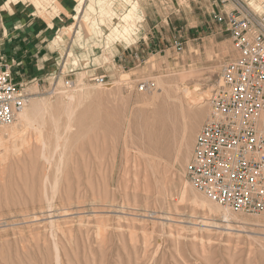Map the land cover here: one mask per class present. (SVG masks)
I'll list each match as a JSON object with an SVG mask.
<instances>
[{
  "label": "rangeland",
  "instance_id": "rangeland-1",
  "mask_svg": "<svg viewBox=\"0 0 264 264\" xmlns=\"http://www.w3.org/2000/svg\"><path fill=\"white\" fill-rule=\"evenodd\" d=\"M45 1L35 15L49 23V10L58 0ZM70 1L76 4L81 0ZM238 1L264 17V0ZM142 3V18L134 20L133 33L123 39L110 37L119 18L109 21L101 11L111 4L120 17L128 6L124 0L95 2L88 22L78 16L74 20L75 11L67 13L70 23L59 28L48 46L59 44L49 49L58 53L56 69L37 84L25 86L18 78L23 90H30L28 98L46 100L54 109L60 102L64 104L69 94L89 95L76 108L66 146L60 150L63 155L52 154L54 125L45 117L42 139L32 135L20 140L24 141L20 151L8 153L0 163V264H57V258L59 264H264V225L255 224L258 219L264 222L263 215L231 212L237 220L227 224L221 215H209L191 203L187 187L189 193L185 198L182 195L184 184H190L187 168L195 138L209 115L213 88L223 66L236 56L229 34L215 22V16L223 9H233L234 3ZM45 61L51 62L48 58ZM183 72L188 75L180 83L178 73ZM101 75L106 76L102 84L88 81ZM158 78L170 86L180 84L189 92L175 95L172 91L169 96L154 87ZM68 79L74 80L75 87L65 92L62 86ZM141 82L148 83L150 90L140 92ZM197 97H205L207 104L201 105ZM60 118L61 131L66 119ZM41 153L47 158L52 155L59 163L48 165ZM125 153H130L131 159ZM142 153L151 166L147 167ZM125 155L131 161L123 158ZM126 164L130 172L125 170ZM163 164L170 171L164 170L165 177ZM136 168L140 170L137 174ZM125 171L131 174L129 178ZM144 171L150 177L147 185L154 189L148 185L143 190L147 182L143 177H148ZM123 176L130 180H126L129 185ZM134 178L139 179V186Z\"/></svg>",
  "mask_w": 264,
  "mask_h": 264
},
{
  "label": "built area",
  "instance_id": "built-area-1",
  "mask_svg": "<svg viewBox=\"0 0 264 264\" xmlns=\"http://www.w3.org/2000/svg\"><path fill=\"white\" fill-rule=\"evenodd\" d=\"M215 22L229 34L235 58L225 64L210 98L209 115L197 134L187 180L209 201L241 215L264 216V17L238 0ZM227 0H221L226 3ZM105 75L88 81L102 84ZM74 80L63 82L70 92ZM138 90H150L148 83ZM28 101L22 84L0 64V128L10 125Z\"/></svg>",
  "mask_w": 264,
  "mask_h": 264
},
{
  "label": "bare ground",
  "instance_id": "bare-ground-1",
  "mask_svg": "<svg viewBox=\"0 0 264 264\" xmlns=\"http://www.w3.org/2000/svg\"><path fill=\"white\" fill-rule=\"evenodd\" d=\"M25 1H26V3H25ZM45 0H9L8 1V4L10 5V6H14L15 8L16 7H18V5L21 3V2H24L27 6L26 7H24L23 9H24V11H25V13H22V14H26V12H29L30 14L32 13V9H35V10H38V11H40L41 9H42V3L44 2ZM50 1V0H49ZM56 1V0H55ZM69 4H73L70 0H66ZM100 0H89V1H87V2H84L83 0H81L80 2H77L76 4H75V9H74V11L76 12V15H75V17H74V20L75 19H77V16L78 17H82L83 18V20L84 21H87L88 22V20H89V15H90V13H91V11L92 10H94L93 8H94V3L96 2L97 3V5H98V2H99ZM125 2H126V5H128L127 6V10H125V12L119 17L118 15H117V12L113 9V5H111V4H106L105 5V7L102 9V11H101V15L102 16H105V17H107L108 18V20L109 21H112V20H116V18H119V23H117V24H115L114 26H113V28H112V30H111V32H110V37L112 38V37H120V38H125L126 36H128V34L130 33V32H132L133 31V27H134V20L135 19H141L142 18V15H143V12H144V6H143V3H142V0H124ZM46 2V1H45ZM55 3V2H54ZM250 4V3H249ZM248 4V5H249ZM48 5V4H47ZM46 5V6H47ZM58 5H60V1L58 0V4H56V6L52 9H48L49 11H52V13H50L49 14V16H50V18H51V20H52V22H49L48 23V25H49V27L50 28H53V22H57V23H65L66 21H67V17H68V15H67V13H70L68 10L67 11H62L63 9H61L60 8V6L58 7ZM263 6V5H262ZM9 7V6H8ZM43 9H45V8H43ZM69 9V8H68ZM253 10V9H252ZM258 11V10H257ZM83 12H84V15L82 16V14H83ZM93 12H95V11H93ZM34 14V13H33ZM40 14V13H39ZM95 14V13H94ZM42 15V14H41ZM40 15V16H41ZM100 15V16H101ZM91 18V17H90ZM100 18V17H99ZM95 19V18H94ZM82 20V21H83ZM90 21V20H89ZM117 21V20H116ZM139 21V20H138ZM77 22H79V20L77 21ZM137 22V21H136ZM47 23V22H46ZM92 24V23H91ZM97 24V23H96ZM140 27V26H139ZM72 29V28H71ZM75 29V28H74ZM69 30V29H68ZM67 30V31H68ZM102 30V29H101ZM78 31V30H77ZM75 32V31H74ZM133 33V32H132ZM80 33H79V31L77 32V35H79ZM139 34V33H138ZM67 35V34H66ZM105 35V34H104ZM76 38V37H75ZM56 39L60 42V39H61V37L60 36H57L56 37ZM79 40V37L77 36V41ZM126 40V39H125ZM118 41H120V40H118ZM127 41V40H126ZM109 42V41H108ZM118 43V42H117ZM59 44H55L54 45V42L50 45V48L51 47H53V46H58ZM93 45V44H92ZM91 45V46H92ZM90 46V47H91ZM50 48H48V49H50ZM107 49V48H106ZM69 56V55H68ZM108 56V55H107ZM110 56V55H109ZM69 61V60H68ZM74 64V63H73ZM151 65H153V64H151ZM8 67V66H7ZM8 70L10 71V68H8ZM186 73H188V72H186ZM186 73H178V75L180 76V78H179V81H180V83H183L184 81H183V78L186 76V75H188V74H186ZM175 75V74H174ZM177 75V74H176ZM170 76V75H169ZM168 76V77H169ZM179 76H177V77H179ZM160 78V77H159ZM156 79V81L153 83L154 84V87L155 88H157L158 90H160V91H162L163 93H165V94H169L170 92H174V94L176 93L177 95H178V93L179 92H189L188 91V89L187 88H185V89H181V87H180V84H173V86H170L169 84H168V82H166V81H164V80H161V79ZM169 80V79H168ZM177 82V81H176ZM187 87V86H186ZM78 88V87H77ZM81 88V87H80ZM85 88V87H84ZM190 88V87H189ZM83 89V88H82ZM81 89V90H82ZM87 89V88H86ZM154 89V88H153ZM192 89V88H191ZM79 90V89H78ZM156 90V89H155ZM193 90V89H192ZM32 91V90H31ZM73 91V90H72ZM77 91V90H76ZM157 91V90H156ZM81 92V91H80ZM154 92V91H153ZM178 92V93H177ZM184 92V93H185ZM186 92V93H187ZM193 92H194V90H193ZM24 93L27 95V97H30L29 96V93H30V90H24ZM58 93V92H57ZM63 93V92H62ZM72 93V92H71ZM191 93V92H190ZM189 93V94H190ZM195 94H197L196 92H194ZM31 94V93H30ZM64 94V93H63ZM159 94V93H158ZM175 94V95H176ZM199 94V93H198ZM88 95L89 94H86V93H77V96H74V94L72 93V95L71 94H69V95H67L66 96V102L64 103V104H62L61 102V106H60V103L58 104V105H56V107L55 108H57V106H58V108L57 109H54V107H53V105H52V103H50V102H48V101H44V100H35V99H32V98H28V101H27V103H26V105L24 106V108L21 110V112L20 113H18V115L16 116V119H15V121L14 122H12L10 125H7V126H3V127H1L0 128V163L1 162H3L4 160H5V158H6V156L8 155V153H10V152H19L20 151V147L23 145V143H24V139H26V138H28L29 136H32V135H34L35 137H37L39 140L40 139H42V132H43V128H44V123H45V121L43 120L45 117H49V119L51 120V121H48L47 119V121L50 123V122H52L53 124L52 125H54L53 127H54V135H53V138H54V141H55V144H54V146H53V149H54V151H53V153L52 154H55V153H57L58 155H60V154H62V152H60V150H61V148H63V147H65L66 146V134L69 132V130H70V125H71V123L73 122V120H74V114H75V111H76V108H77V106L78 105H80L81 103H82V101H84L87 97H88ZM151 95H152V93H151ZM154 95H155V93H154ZM175 95H172V97L173 96H175ZM186 95V94H185ZM191 95V94H190ZM203 95H205V97H206V94H203ZM153 96V95H152ZM156 96H158V98H159V96H160V94L159 95H157L156 94ZM169 96H170V94H169ZM168 96V97H169ZM187 96V95H186ZM195 96V95H194ZM196 96H198V95H196ZM58 97V96H57ZM62 97V96H61ZM75 97H76V100H75ZM148 97V96H147ZM166 97H167V95H166ZM200 98V97H197V98H200V103H201V105H206L207 103H204V101H205V99L206 98ZM60 98V97H59ZM158 98H156V99H158ZM174 98V97H173ZM172 98V99H173ZM176 98V97H175ZM174 98V99H175ZM185 98V97H184ZM188 98V102H190L191 101V99L189 100V97H187ZM191 98V97H190ZM61 99V98H60ZM162 99V98H161ZM163 99H164V97H163ZM162 99V100H163ZM181 99V98H180ZM179 99V100H180ZM193 99H195V98H192V100ZM49 100V99H48ZM63 100V98L60 100V101H62ZM147 100V99H146ZM169 100H170V98H169ZM169 100H168V104H169ZM178 100V99H177ZM56 101H58V100H56ZM153 101V100H152ZM157 101V100H156ZM164 101H166V99H164ZM196 102H197V100H195ZM194 101V102H195ZM55 102V101H54ZM159 102V101H158ZM167 102V101H166ZM175 102H176V100H175ZM174 102V103H175ZM180 102V101H179ZM179 102H178V104H179ZM57 103V102H56ZM181 103V102H180ZM191 103H193V101L191 102ZM204 103V104H203ZM146 104V103H145ZM144 104V105H145ZM137 105V104H136ZM139 105V104H138ZM153 105H154V103H153ZM152 105V106H153ZM166 105H167V103H166ZM181 105H182V103H181ZM191 105V104H190ZM198 105V104H197ZM147 106V105H146ZM149 106V105H148ZM175 106V105H174ZM180 106V105H179ZM183 106V105H182ZM154 107V106H153ZM188 107V106H187ZM193 107V106H192ZM201 107V106H200ZM155 108H156V106H155ZM169 108V107H168ZM175 108H177V106L175 107ZM184 108V107H183ZM182 108V111L183 110H186V109H183ZM190 108V107H189ZM188 108V109H189ZM195 108V107H194ZM199 108V107H198ZM154 109V108H153ZM181 109V108H180ZM55 110H57L56 112H54ZM168 110V109H167ZM169 111V110H168ZM182 111H180V112H182ZM169 112H171V111H169ZM176 112V111H175ZM174 112V113H175ZM187 112V111H186ZM188 112H191L190 110L188 111ZM168 113V112H167ZM173 113V112H172ZM162 114V113H161ZM183 114V113H182ZM182 114H181V116H182ZM169 115V114H168ZM186 114H183V116H185ZM61 116H64V118L66 119V121H65V123H64V125L62 126V130L60 131L59 129L61 128V127H59V123H60V117ZM193 116V115H192ZM175 117V116H174ZM186 117V116H185ZM188 117V116H187ZM195 117H193V119H194ZM172 119V118H171ZM171 119H169V120H171ZM178 119V118H177ZM176 119H174V121H175ZM184 121H186L187 119H183ZM189 120H191V118L189 119ZM196 120V119H195ZM195 120H192V121H195ZM173 122V121H172ZM201 122V121H200ZM63 123V122H62ZM175 123V122H174ZM173 123V124H174ZM260 123H262L261 125H260V129L264 132V127H262L263 126V124H264V114L261 116V118H260ZM176 124V123H175ZM195 124V123H194ZM50 125H51V123H50ZM172 125V124H171ZM197 125V124H196ZM173 126V125H172ZM175 127V126H174ZM189 128V127H188ZM186 130H187V128H185ZM191 130V129H190ZM60 131V132H59ZM51 132V131H50ZM192 132V131H191ZM187 133V132H186ZM188 135H189V133H188ZM196 135V134H195ZM191 136H192V134H191ZM186 137V136H185ZM191 138V137H190ZM20 140H24V141H22L21 143H20ZM182 140H184V139H182ZM187 140H188V138H187ZM192 140V139H191ZM193 141V140H192ZM185 145V144H184ZM150 146V145H149ZM128 147V146H127ZM141 147V146H140ZM179 147H180V145H179ZM126 148V147H125ZM186 148V147H185ZM189 148V147H188ZM130 149V148H129ZM137 149V148H136ZM63 150V149H62ZM127 150V149H126ZM140 152V150L138 149L137 150V152ZM180 151V150H179ZM187 151H189L188 149H187ZM186 151V152H187ZM59 152H60V154H59ZM123 152H125V150L123 151ZM127 152V151H126ZM134 152V151H133ZM142 152V151H141ZM140 152V153H141ZM144 152V151H143ZM188 154H189V152H187ZM128 157H129V154L130 153H125ZM134 154V153H133ZM143 154V153H142ZM141 154V155H142ZM148 153H146V155H147ZM41 155V157L43 158V159H45L46 160V162L48 163V165L49 164H51V163H54V161H56V160H54V158H53V156L51 155V157H49V158H47L43 153H41L40 154ZM63 155V154H62ZM61 155V156H62ZM126 155L123 157V158H125L126 157ZM139 156H140V154H138ZM190 155V154H189ZM135 156V155H134ZM128 157H126L127 159H128ZM138 156H136V159H138L137 158ZM141 157V156H140ZM147 156H145V158H144V154H143V156L141 157V158H144V161H145V163L147 164L148 163V166L147 167H149V166H151V165H149V160L146 158ZM189 156L187 155V158H188ZM130 158V157H129ZM134 158V157H133ZM150 158V157H149ZM58 159V158H57ZM131 159V158H130ZM147 161H146V160ZM150 159H152V158H150ZM155 159H157L156 158V156H155ZM154 159V160H155ZM175 159H176V157H175ZM179 159V158H178ZM178 159H176V160H178ZM185 158H183V160H184ZM60 160H61V157H60ZM188 159H186V161H187ZM125 161V160H124ZM128 161H131V160H129L128 159ZM138 161V160H137ZM163 161V159L161 160V162ZM127 162V161H126ZM135 160H134V165H135ZM139 162V161H138ZM137 162V163H138ZM158 162H159V160H158ZM157 162V163H158ZM161 162H159V164L161 163ZM176 162V161H175ZM178 162V161H177ZM56 163L58 164L59 163V161L57 160L56 161ZM55 163V164H56ZM129 164H130V162H128ZM145 163H144V166H145ZM152 163L154 164V162H153V160H152ZM151 163V164H152ZM61 164H63V163H61ZM60 164V165H61ZM152 164V166H154ZM53 165V164H52ZM51 165V166H52ZM125 165V164H124ZM161 165V164H160ZM164 165V164H163ZM58 166V165H57ZM62 166V165H61ZM139 166H141L140 164H139ZM139 166L137 167L138 169H140L139 168ZM159 165H157V167H158ZM56 167V166H55ZM126 169L125 170H127L128 168H129V170H127L128 172H130L131 170H130V166H127V164H126ZM146 167V166H145ZM163 167V166H162ZM164 167H167L166 165H164ZM164 167L162 168L163 169V174L164 173H167L169 170H168V167L167 168H165L164 169ZM61 168V167H60ZM134 168V167H133ZM137 168H136V170H137ZM154 168H156V167H154ZM159 168H160V166H159ZM58 169H59V167H58ZM146 169V171H147V168H144V170ZM149 170L150 169H152V167L151 168H148ZM168 171H167V170ZM174 169V168H173ZM60 170V169H59ZM154 170V169H153ZM159 170V169H158ZM158 170H157V168H156V171H157V173H158ZM167 171V172H165V171ZM171 170H172V168H171ZM133 171H135V169H133ZM132 171V172H133ZM138 172H133V173H135V174H137V173H139L140 172V170H137ZM152 171V170H151ZM150 171V172H151ZM156 171H155V173H156ZM61 172V171H60ZM127 172V173H128ZM172 172V171H171ZM55 173V172H54ZM125 173H126V171H125ZM126 173V174H127ZM144 173H145V171H144ZM152 173V175L154 174L153 173V171L151 172ZM169 173H170V171H169ZM173 173V172H172ZM146 175L148 174V172H146L145 173ZM145 174H143V176L145 175ZM139 175V174H138ZM141 175V174H140ZM157 175H159V174H157ZM161 175V174H160ZM159 175V176H160ZM173 175H176V174H173ZM172 175V176H173ZM125 176V175H124ZM124 176L122 177L123 179H124ZM128 178H129V176H131V174L129 175V173H128ZM133 176H134V174H133ZM136 176V175H135ZM134 176V177H135ZM142 176V177H143ZM158 176V177H159ZM166 175L164 174V177H165ZM58 177V176H57ZM140 177V176H139ZM155 178V175L154 176H152V178ZM163 177V178H164ZM170 177V176H169ZM174 177V176H173ZM47 178V177H46ZM145 178V180L146 179H150V177H149V174H148V177L146 176V177H143V179ZM162 178V179H163ZM167 178V177H166ZM135 179V178H134ZM136 179H137V177H136ZM135 179V180H136ZM168 179V178H167ZM57 180V179H56ZM122 180V179H121ZM125 180V179H124ZM124 180H123V182H124ZM126 180H129V179H126ZM125 180V181H126ZM155 179H153V181H154ZM160 180V179H159ZM53 181V180H52ZM134 181V180H133ZM143 181V180H142ZM147 181V180H146ZM166 181V180H165ZM128 182H130V180L128 181ZM128 182L126 181V183L128 184ZM136 182H137V184H135V185H138L139 186V184H138V182H140L139 181V179L138 180H136ZM157 182H159V181H157ZM167 182V181H166ZM165 182V183H166ZM185 182V181H184ZM143 183H145V182H143ZM147 183H149V181H147L146 183H145V186H143V190H144V187H147L148 185H147ZM155 183V182H154ZM160 183V182H159ZM165 183H164V185H165ZM186 183V182H185ZM55 184V183H54ZM130 184V183H129ZM128 184V185H129ZM163 184V183H162ZM161 184V185H162ZM134 185V184H133ZM155 185V184H154ZM159 185V184H158ZM158 185L155 187V189L158 187ZM190 184H187L186 183V185L184 184V189L183 190H185V188L187 187L189 190L188 191H191V193H192V198H191V203H194L195 205H196V207H199L200 208V210L202 209V211L204 212H206V213H208L209 215L210 214H215V215H217V214H219V215H221V218L228 224V223H230V221L231 220H233L234 221V219H236L237 220V217L236 216H234L235 214H233V213H231L229 210H227V209H225V208H222V207H220L219 205H217V204H215V203H213V202H211V201H209L203 194H200L198 191H196L191 185L189 186ZM55 186V185H54ZM137 186V187H138ZM150 186V185H149ZM148 186V187H149ZM135 187V186H134ZM134 187H132L133 189L132 190H134L135 188ZM151 187V186H150ZM161 188H163V186H160ZM159 187V188H160ZM181 187V186H180ZM140 188V187H139ZM139 188H137V189H135V190H138ZM187 188H186V190L185 191H183L182 192V195L184 196V198H185V196H187V193H189V192H187ZM148 189V191H149V193L150 192H152L153 190H151L150 191V189L149 188H146V190ZM151 189H154L153 187H151ZM159 191H160V189H158ZM140 191V190H139ZM145 191V190H144ZM143 191V192H144ZM148 191H146V192H148ZM162 191V190H161ZM180 191V190H179ZM181 192V191H180ZM149 193H147V194H149ZM154 193V192H153ZM153 193H150V194H153ZM161 194V193H160ZM181 194V193H180ZM190 195V194H189ZM182 196V197H183ZM181 197V198H182ZM193 205V204H192ZM194 206V205H193ZM208 215V216H209ZM236 217V218H235ZM262 219V218H261ZM246 220V219H245ZM244 221V220H243ZM253 221V220H252ZM255 221V220H254ZM264 221V220H263ZM248 222V221H247ZM253 223V222H252ZM256 223H258L259 225H264V222H262V221H259V219H258V222H255V224ZM229 227V226H228ZM57 248V247H56ZM56 248H54V249H56ZM57 251V250H56ZM56 253V252H55ZM59 253V252H58ZM56 255V254H55ZM57 257H60V256H56V258ZM55 258V259H56ZM56 261H57V264H59V260H58V258L56 259ZM55 261V262H56Z\"/></svg>",
  "mask_w": 264,
  "mask_h": 264
},
{
  "label": "crops",
  "instance_id": "crops-1",
  "mask_svg": "<svg viewBox=\"0 0 264 264\" xmlns=\"http://www.w3.org/2000/svg\"><path fill=\"white\" fill-rule=\"evenodd\" d=\"M25 3L21 2L15 8L8 4V0H0V64L8 66L10 72L16 75L14 79L18 81L19 78L26 86L41 82L56 69L58 53L49 51L48 46L61 31L62 28H59L70 21H55L53 28H50L43 18L35 15V9H32L31 14H22L25 13L23 8L27 6ZM60 7L71 14L75 4L63 1ZM135 57H138V53H135ZM46 58L51 62L45 61Z\"/></svg>",
  "mask_w": 264,
  "mask_h": 264
}]
</instances>
